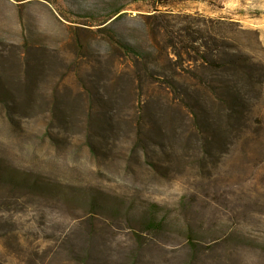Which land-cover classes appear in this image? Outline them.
<instances>
[{"label": "rangeland", "instance_id": "1", "mask_svg": "<svg viewBox=\"0 0 264 264\" xmlns=\"http://www.w3.org/2000/svg\"><path fill=\"white\" fill-rule=\"evenodd\" d=\"M170 1L0 0V264H264V0Z\"/></svg>", "mask_w": 264, "mask_h": 264}, {"label": "trees", "instance_id": "2", "mask_svg": "<svg viewBox=\"0 0 264 264\" xmlns=\"http://www.w3.org/2000/svg\"><path fill=\"white\" fill-rule=\"evenodd\" d=\"M170 3L171 1L170 0H156V5L158 7L156 8H160L162 7L164 10H158V12L160 13H163V14H166L168 13L169 9L168 7L170 6ZM157 10V9H156ZM120 11L116 12V14H118ZM166 30L168 31L169 35L175 37L176 36V32L170 28V26H167L166 27ZM180 33V40L179 42L182 44V45H187V43L191 42V41H197L199 37H197V34H199L200 32H196V31H193L191 30L190 28H183V29H179V31H177ZM183 33H185V35H183ZM200 35V38L202 39H206V37L202 34H199ZM204 37V38H203ZM189 48V46H188ZM191 49H193L194 51H196L197 49L195 48H192L190 47ZM205 48H209L208 45H206ZM161 221H157L155 218L149 220L147 222V225L150 227V228H158L159 226H161Z\"/></svg>", "mask_w": 264, "mask_h": 264}]
</instances>
